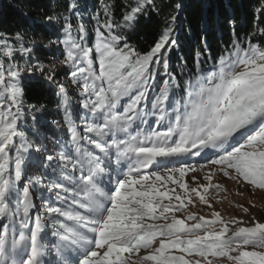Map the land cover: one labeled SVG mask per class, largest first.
<instances>
[{"label": "snow or ice", "instance_id": "1", "mask_svg": "<svg viewBox=\"0 0 264 264\" xmlns=\"http://www.w3.org/2000/svg\"><path fill=\"white\" fill-rule=\"evenodd\" d=\"M180 8L144 51L130 41L162 14L158 0H120L119 20L111 0L87 21L69 0L38 21L55 40L0 32V264H264V222L189 211L193 197L212 208L210 190H226L218 173L264 191V40H234L211 70L198 53L195 71L177 75ZM53 47L59 56L40 58ZM33 88L54 89L62 119L51 124L66 138H41L51 113L29 100ZM209 152L211 167L183 160ZM206 167L207 183L192 176L190 187L185 177Z\"/></svg>", "mask_w": 264, "mask_h": 264}, {"label": "trees", "instance_id": "2", "mask_svg": "<svg viewBox=\"0 0 264 264\" xmlns=\"http://www.w3.org/2000/svg\"><path fill=\"white\" fill-rule=\"evenodd\" d=\"M69 0H0V32L14 35L17 32L27 33L29 36L43 35L45 40L56 39L54 30H45L41 23L45 15H64ZM111 0H79L86 9L84 19L87 21L91 15L101 12L102 6ZM162 14L153 17L150 21H141L136 34L130 41L141 51L149 49L158 38L175 4H181L176 25V38L179 48L172 52V71L177 75L187 70L195 71L197 54H200L202 66L211 70L221 55H226L232 47L234 40L244 41L251 37L253 42L264 40V37L253 35L258 28H264V15L257 13V9L264 6V0H158ZM116 19L120 18V0H115ZM168 5H171L170 7ZM259 16V19L257 17ZM73 24L76 23L73 18ZM94 21L88 24L93 27ZM235 30V31H234ZM46 62L54 56H59L56 47L41 49L38 53ZM66 72H61L59 79L69 84ZM158 77L156 84L160 85L162 79ZM157 88L149 92V97L155 96ZM40 96L48 104L50 115L49 124L41 129V138L47 136L49 140L66 138L67 132L59 131L51 124L53 119L60 121L62 113L57 112L58 97L54 89H47L40 93L35 88L28 91V98L32 103ZM73 108L78 115L83 110L79 107L80 97L73 91ZM77 123H81L77 120ZM23 127V125H22ZM39 204V201H36Z\"/></svg>", "mask_w": 264, "mask_h": 264}, {"label": "rangeland", "instance_id": "3", "mask_svg": "<svg viewBox=\"0 0 264 264\" xmlns=\"http://www.w3.org/2000/svg\"><path fill=\"white\" fill-rule=\"evenodd\" d=\"M56 66L57 68H60L59 64H57ZM152 126L155 127L154 124H152ZM142 127L147 128V126ZM211 158L215 157L212 156V154L209 152L207 156L202 154L200 157H187L183 158V160L188 164L199 167L200 165H208V161ZM179 163L180 161H176L177 166L179 165ZM208 167H211V165H208ZM208 167H206L203 172L189 173L188 176L185 177L190 187L197 186L192 182V176L200 177V183H207L202 179V177L208 171ZM114 180L115 175L113 176V183L109 184L107 177H105V183L108 184V187L110 188L114 186ZM217 182L223 185L224 189L226 190L219 192L218 195L215 194L214 190H210L212 194L209 195L208 198L210 200L212 208L200 204L198 199L193 197L194 200H196V203L194 207L192 205H189V211L197 213L199 215H205L207 218L211 219L210 213L214 209L216 211H219L225 220L236 217L243 220L245 222V225L250 223L253 217L260 222H264V191L256 190L253 194V192L250 191L248 185L245 184L243 187H241L236 183V181L229 180L219 173L213 179V183ZM237 205L248 207L249 212L244 213L242 208L237 207ZM175 214L177 217L183 218L182 213L177 212ZM187 223H193V221H187ZM229 227L231 228L233 226L229 225ZM47 259L51 260L53 264H56L54 256L50 255L47 257Z\"/></svg>", "mask_w": 264, "mask_h": 264}]
</instances>
